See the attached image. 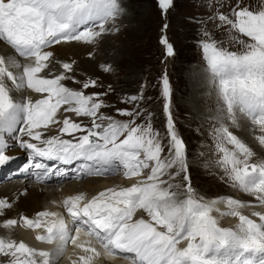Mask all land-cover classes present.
I'll list each match as a JSON object with an SVG mask.
<instances>
[{
  "label": "snow or ice",
  "instance_id": "snow-or-ice-1",
  "mask_svg": "<svg viewBox=\"0 0 264 264\" xmlns=\"http://www.w3.org/2000/svg\"><path fill=\"white\" fill-rule=\"evenodd\" d=\"M171 4L172 0H159L165 12ZM123 11L118 0H0V41L29 61L21 63L15 56L6 59L0 55V165L12 159L5 154L4 134L18 131L19 136L28 137L20 140V146L37 157L61 163L80 161L76 178L122 174L126 180H135L130 186L105 188L91 198L83 192L66 197L62 205L70 222L51 211L38 212L35 219L21 216L19 221H4V227L19 223L31 230L43 228L45 234L37 235L36 240L56 247L49 252L0 238V254L11 256L10 264H57L69 246H74L84 253L79 255V264H95L98 259L117 256L130 264H264V214L253 213L259 218L257 222L239 211L249 205L232 198L205 202L194 195L190 183L183 199L180 192L173 191L179 186L171 181L181 171L187 172V161L184 143L172 120L166 72L161 77V94L167 115V145L150 120L136 123L142 114L138 106L117 109L118 115L130 118L120 121L101 112L108 105L100 97L107 92L86 95L65 86L62 82L68 79L79 83L66 74L73 71L72 63H62L65 71L60 74L54 75L50 69L53 53L47 49L61 42L94 43L106 31L105 23ZM231 15L234 19L224 14L218 19L250 42L237 41L243 45L241 52L220 47L215 40L204 42L208 71L224 102L226 119L237 125V112L242 113L264 132V9L252 11L237 3ZM95 27L100 31H93ZM161 43L166 55L174 54L166 37ZM45 69H49L48 74L40 75ZM104 70L111 67L104 66ZM5 80L11 81V88ZM98 86L91 79L83 83L85 90ZM14 91H31L41 98L33 100L24 95L17 100ZM142 99L141 93L122 102ZM61 109L89 118L91 126L63 113V118H58ZM53 126H57V134L46 136L45 131ZM216 139L217 151L222 153L218 163L229 181L264 206V161L249 163L255 154L223 123L216 129ZM257 139L264 146V135ZM165 148L167 156L163 155ZM34 167L45 170L38 180L49 178L52 170L47 165L36 163ZM218 204H226L229 210L220 211ZM8 208L11 204L0 199V215ZM138 210H143L148 219L133 222ZM213 212L221 218L238 217L239 223L235 229L222 228ZM82 234L86 237L83 241ZM185 241L186 246L180 247Z\"/></svg>",
  "mask_w": 264,
  "mask_h": 264
},
{
  "label": "rangeland",
  "instance_id": "rangeland-1",
  "mask_svg": "<svg viewBox=\"0 0 264 264\" xmlns=\"http://www.w3.org/2000/svg\"><path fill=\"white\" fill-rule=\"evenodd\" d=\"M255 2L256 4L251 3L250 0H172L171 6L165 12L161 9L159 0H118L120 7L124 10L123 13L115 20L110 19L105 23L106 31L97 38V42L101 46L105 43L106 46H110V55L115 61L112 60L108 64L104 49L99 48V45H94V49H99H93L92 54L86 55L94 56L90 60L93 64V71L86 72L95 78L99 86L85 90L83 89L84 82L81 83L78 78H75L76 81L79 80V83L74 84L73 80L70 79V82L74 85L73 90L84 91L86 95L97 92L108 93L107 96L100 97L108 105L101 109L104 115L112 116L120 121H127L130 118L118 115L117 109L132 110L138 106L142 114L136 120V123L143 124L150 120L152 127L159 131L163 143L167 145L169 140L167 115L164 108L165 99L161 94V77L165 72L167 73L171 86L172 120L177 135L185 143L187 161V172L181 171L171 181V183L179 186L174 188L173 191L180 192V198H184L183 193L189 183L194 189V195L202 198L205 202L218 199L220 194L228 195L227 192L233 188L232 186L229 187L224 179L225 173H223L224 176L221 179L220 175L205 170V164L209 163L208 160L211 159L215 163L212 168L220 170L218 160H220L222 153L217 154L218 151L215 148H217L216 129L222 123L228 126L229 131L242 141H246L244 136L248 137V131L244 129L245 133L242 132L241 129L226 119L225 105L219 96L218 89L213 88L215 82L208 71L202 44L209 40H215L218 46L227 48L229 51H243V45L237 41L243 40L248 43L246 41L248 37L235 30L230 31V26L222 25L218 17L220 14H224L229 16L230 19H234L231 12L237 3L241 8L248 7L252 11L264 9V0H255ZM165 25H167V28L164 27ZM93 31L99 32L100 29L95 27ZM165 37L173 48L174 54L171 56L166 55V47L161 43V40ZM232 37H236V39L234 40ZM61 44L62 42L47 49V51L53 53V60L56 65L60 59H64L60 57V52L63 51L59 47ZM83 44L86 45V43ZM86 56L81 57V59ZM104 66H110L111 70L105 71ZM79 68L77 71L79 75L86 73L82 66ZM62 70L64 69L62 68ZM141 93L143 95L142 100L135 103L122 102L127 97L139 96ZM205 96L209 97L208 101L201 102ZM204 114L206 115L205 118ZM237 116L240 117L238 113ZM74 119H77V117ZM240 120L245 121L246 119ZM15 134L19 133L16 132ZM256 141H258L257 138ZM12 144L14 146V141ZM201 149L203 152H201ZM8 150H11L10 154L7 155L9 157L18 155L16 158H26V156L24 157L23 154L17 152L15 147ZM210 154H212V157L207 162L205 160L206 155L210 156ZM163 155H168L167 148H165ZM200 158L204 161L196 167L194 164ZM252 161L254 159L251 158L249 163ZM16 163L17 160H14L8 169ZM147 171L145 170V174H147ZM172 171L175 172L176 169ZM70 172L74 173L76 171L71 170L68 173ZM185 176H187V180L184 179ZM116 177L118 178L117 175H109L107 178L117 179ZM84 178L76 179L72 177L65 182L61 181L59 184L57 182L54 185L60 191L58 195L65 196L66 192L70 191H66V187L71 186L73 183H85L95 177ZM101 178L104 177L101 176ZM13 179L8 178L0 181V189L6 184L15 183L16 180ZM218 185L222 187V190L218 189ZM203 188L208 189L209 192H206ZM75 193L82 192L76 191ZM241 194H245V192L234 191L229 196L240 197ZM229 196L227 198H232ZM251 196L255 198L254 195ZM227 198L225 197V199ZM246 204L250 208L257 206L253 201H248ZM58 208L59 206L56 204L53 210L62 215V209ZM142 214L138 213L139 218H144ZM144 219L147 220L148 217ZM219 221L221 224L227 223L224 219ZM236 223H239V219ZM17 232L19 233L17 226L4 227L3 224H0V237L6 241H17ZM38 259L40 258L37 257ZM61 260L58 264H63V259ZM95 264L99 263L96 262Z\"/></svg>",
  "mask_w": 264,
  "mask_h": 264
},
{
  "label": "bare ground",
  "instance_id": "bare-ground-1",
  "mask_svg": "<svg viewBox=\"0 0 264 264\" xmlns=\"http://www.w3.org/2000/svg\"><path fill=\"white\" fill-rule=\"evenodd\" d=\"M250 2L256 4L255 0H250ZM126 18H127V16H126ZM126 18H125V20H126ZM120 24H121V22H120ZM247 39H246V41L250 42V40L249 39L247 40ZM94 45H99V48L104 49L105 58L108 61V64H110V62L112 60L115 61V59L113 57L111 58V56H112V55H110L111 49H110V46H106V43L101 46V44H99L97 42V40L94 43L86 44V45L80 41L62 42V44L59 46L63 50L62 52H60L61 53L60 57H62L64 59H60L59 61L61 63L60 64L57 63V65H56V63L53 60L54 57L52 56L51 62H50V69L53 71V74L55 75V74H60V73L64 72V70H62V63L67 62V63H72V65H73V71L70 73H66L67 75L72 76L74 78H78L81 81V83L88 81L90 79L95 80V78L91 77L90 75H88L89 73L86 72V71H90V72L93 71V64L90 60H92V58L94 56L92 57V55H88V56H86V55L92 54L93 49H94ZM99 48H95L94 50H98ZM0 55L4 56L6 59L9 57L15 56L16 59L21 61V63H28L29 62V61H25L24 59L17 56L15 54L14 50L9 45H7L4 41H0ZM68 56H72V57L68 58ZM83 56H86V57L84 59H81V57H83ZM78 60H81V61L79 62ZM78 62H79V64H78ZM81 66L84 68V71L86 72L85 73L83 71L85 73L83 75H81V74L79 75L77 73V71L79 69H81V68H79ZM13 71L15 72L16 70L13 69ZM48 72H49V69H45L44 72H42L40 75H42V76L47 75ZM49 78H51V77H49ZM5 83L8 85V87H10V88L12 87L11 81L5 80ZM63 83L65 84V86H67L71 89L74 88L73 87L74 85L70 82V79L63 81ZM213 86H211V87L217 88L216 83H214ZM12 95H13L14 99H17V100L22 99V97L24 95L31 96L33 100L41 98V94L33 93L31 91H28L27 93H21V92H15L14 91V92H12ZM208 99H209V97L205 96L201 102H206V101H208ZM65 107H67V106H65ZM62 113H63V109H61V112L57 114L58 118H61V119L63 118V116L61 115ZM237 113L241 118L237 116L238 117L237 119H239V120H237L238 123L236 126L239 129H241L242 132H244V129L246 131H248V137L245 135L244 139L246 141H243V142L249 148H251V150L255 154L252 157V160L254 159V161H252L251 163H259L261 161H264V146H262L259 143V141H256V138L261 136V135H264V132L261 131V128L259 125L253 124L251 122V120L248 119L245 115H243L242 113H239V112H237ZM63 115H67L77 122H82L85 126H91V121L87 117H77V119H74L76 117L74 113H63ZM205 116L206 115L204 114V118H205ZM240 119H246L248 121H246V120L243 121ZM56 127L57 126H53L52 130L45 131V135L46 136L56 135L57 134ZM41 131H44V130L42 129ZM17 136H19V134H17V135L15 133H12V134L5 133L4 134V139H5L6 144H7V147L5 148V154L9 155L11 150L9 151L8 149L15 147L17 149V152L23 154L25 157L26 152H23L22 147L17 144V141L19 140V139H17ZM22 137H23L22 140H28V137L26 135H24ZM64 138L71 139V137H67V136H65ZM13 141H14V146L12 144ZM32 142L35 143V141H32ZM228 147L231 148L232 146L228 145ZM215 149H217V148H215ZM201 152H203L202 149H201ZM215 152L217 153V151H215ZM217 154H219V152ZM17 156L18 155L12 156L11 157L12 159L8 160L3 165H0V167H4V168L0 169V181H3V180L8 179V178H13V177H11V175H14L16 178V179L15 178L13 179V180H16L15 183L6 184L2 189H0V199L6 200L9 204H11V208L5 209L3 215H0V224H3V222L8 220V219H16L19 221L21 216H27L29 218L35 219L36 214L38 212H41V211L55 212L56 210H53L54 205L58 204L59 208H62V206H61L62 201L70 195L78 194V193H75L76 191L87 193L88 197H92V196L96 195L99 191H102L108 187H113L114 185H117V184L123 185V186H130L132 183H135V180H126L122 174L117 175L118 176V178L116 177L117 179L107 178L108 176H102L104 178H101V176H100V178L95 177V178H92V179L86 181L85 183H80V184L73 183L71 186L66 187V191H69V190L70 191L66 192L65 196L64 195L62 196V195H58V193L60 191H58L56 188L57 186H55L57 184V181H59V178H57L55 176V175H57L56 171L51 172V174L54 175L53 177L49 178L44 183H40V182L34 181L31 178H28L26 176L18 175L19 171L18 170L15 171V166L18 164L19 161H17V163L14 164L12 166V168L8 169V167L14 162V160L17 159L16 158ZM211 157H212V154H210V156L206 155L205 160L207 161ZM220 158H221V156H220ZM203 161L204 160L200 158L198 161L195 162L194 165L197 167L198 165H200L199 163H201V162L203 163ZM208 161H209V163L205 164V170L211 171L212 174L216 173V174L221 176V179H223L222 178L224 176L223 173H225L224 169L220 166V170L218 171L217 169L212 168V167H214L215 163L213 161H211V159ZM50 165H52L53 168L56 167V164L50 163ZM201 165H204V164H201ZM74 169L75 168L73 167V168H68L67 170H74ZM79 171H80V169L76 170V172H74V173H72L73 171L70 172L69 177L76 178L78 176ZM84 179H86V177ZM224 179L226 180L228 186L229 187L232 186L233 188H231V190L229 192H227L228 195L225 194L226 195L225 196L224 194H220V196H219L220 198L218 197V199H212L208 202H211L213 200L225 199V197L227 198L229 195H232L234 191H241L238 187H234L232 185V183L229 181L228 177L224 176ZM73 180H75V179H73ZM80 180H82V179H80ZM73 182H75V181H73ZM203 189H205L206 192L207 191L209 192L208 189H206V188H203ZM218 189L222 190V187L218 185ZM229 197H232L233 199L239 200V201L244 202V203H247L248 201H253L257 205V206H254L255 208L245 207V208L239 209V211L243 215H246L249 218L254 219L257 222H259V218L257 216H254L253 213L254 212H260V213L264 214V206H259V201H257L255 198H253L251 196V194H250V196H249V194L245 193V194H241L240 197H235V196H229ZM181 199H183V197H181ZM216 206L222 212H226L229 210L228 206L226 204H218ZM138 213L140 214V211H137L136 215L133 217V222L140 219L138 216ZM212 214L214 216H217V218L219 220L224 219V221H227V223H223V224H221L219 221L220 227L232 228V229L236 228L237 225L235 226V224H237L236 222L238 221V217L225 216V217L221 218V217H219V214L216 212H213ZM142 215L144 218L148 217L145 212H143ZM63 218L65 219V217H63ZM16 226L19 229V233L17 232L18 240L15 241L17 244L20 242H24L28 247H31V248H34L37 250L49 251V252H51L55 249L56 244H47V243H42V242L36 240L35 237L37 235L45 234L43 228L31 230V229H28L26 227L21 226L19 223ZM85 239L86 238L81 235V240L83 241ZM186 244H187V241L182 242L180 247H183V245L186 246ZM83 254L84 253L82 252L81 249L75 248L74 246H69L66 255L59 258L57 261V264L60 262L61 259H63V264H71L72 260L78 261L79 255H83ZM12 259L13 258L11 256H4V255L0 254V264H10ZM96 262H98L99 264H130L129 260L123 259V258L118 257V256L115 258H106V257L101 258V259L96 260L95 263ZM78 264H79V261H78Z\"/></svg>",
  "mask_w": 264,
  "mask_h": 264
}]
</instances>
